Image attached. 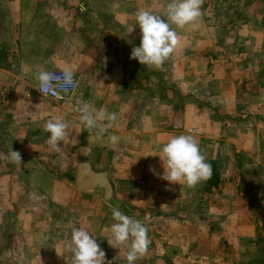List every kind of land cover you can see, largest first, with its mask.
Wrapping results in <instances>:
<instances>
[{"label":"crops","instance_id":"0c3cea01","mask_svg":"<svg viewBox=\"0 0 264 264\" xmlns=\"http://www.w3.org/2000/svg\"><path fill=\"white\" fill-rule=\"evenodd\" d=\"M108 1L106 11L129 13L124 23L102 22V0H0V264L119 259L128 219L146 220L141 246L133 235L125 246L141 249L140 264H264V73L244 63L255 54L233 52L220 80L203 67L217 56L189 53L186 66L159 30L131 33L133 14L165 12V0ZM62 71L78 81L68 98L40 95ZM83 162L106 173L109 200L76 190ZM6 189L20 195L10 201ZM76 224L80 237L91 232L89 251L66 242Z\"/></svg>","mask_w":264,"mask_h":264},{"label":"rangeland","instance_id":"374dc122","mask_svg":"<svg viewBox=\"0 0 264 264\" xmlns=\"http://www.w3.org/2000/svg\"><path fill=\"white\" fill-rule=\"evenodd\" d=\"M122 1L123 0H117V4H120ZM109 2L110 1L108 0H102L103 7L100 8L102 10H105L102 11L101 14L102 22H110L111 20H115L117 17L118 19H121V21H123L124 23V17L121 16L128 15L129 13H112L106 11L108 10V7L105 6L106 3ZM165 5V12L154 11L150 13L133 14L132 20L134 19L135 21L136 29L134 31H131V33H141L145 30H148L150 31L151 36H156L157 30H159V35L166 38V51H175L176 53L181 51L183 59L182 64H186V66L189 62L185 61V59H188L189 53L195 54V56L197 57L200 54L204 53H208V55L213 54V56H217L214 59L209 58L210 61L207 58L209 62L207 60L206 62H203V67L205 66V63L207 66H212L217 74L216 78L218 77L220 80L221 76L218 72L221 70L222 66L224 68L228 67L227 69L231 67L232 69L235 68L237 65V60L231 58L233 57L231 56V54H233V52L242 51L243 49H246L247 57L251 54H255L256 56V59L254 57H252L251 59L250 57L246 58L244 63L246 65L257 64V66L260 67V72L264 73V0H165ZM195 6H197L198 8H195ZM86 19L94 20L95 17H93L92 15L88 17L87 14ZM99 19V17H96V21H98ZM203 20H207L209 21V23L206 24L203 22ZM140 24L145 25H143L142 27H137V25ZM258 24H262L261 28L258 27ZM236 26H238V30ZM157 27H159V29H157ZM128 34L129 33H126V35ZM255 40L258 42L260 40V44L258 43V45H254L253 43L255 42ZM228 54H230L229 59H227L226 57V55ZM245 78L246 84H253L256 81V78L253 74L246 75ZM261 78L262 80H264V74H262ZM26 81L29 85H35V80H33L32 78H27ZM202 109L204 111V114L202 115L205 116L206 111L204 108ZM232 111V113L236 115L237 110L236 112L234 111V109ZM217 114L219 116L222 115L221 113ZM70 174L71 176H73V172H70ZM56 175L58 176L60 174L56 173ZM70 185L71 188L74 187L73 178L70 181ZM16 191L17 190L6 189V193L4 196L9 197V200L12 201V197H18L20 195ZM39 196L34 198L37 201H40L41 199ZM42 200L44 201L45 199L42 198ZM35 205H38L35 206V208L37 209H39L41 206V209H44V211L48 210L47 214L54 212L58 213L59 216L60 213L64 215L68 214L67 212L76 214V212L78 211L66 209L64 210V212H60L56 210V208L49 210L45 204H42L43 206H39V204ZM71 219L76 220L73 218ZM145 221V219H128L124 222V224L127 226V228H124V230L127 231L129 234H131L132 232L130 236L133 235V242L136 245L141 246V242L144 240L143 237H146L147 235L145 232H143H147V227L144 226ZM170 223L171 222H162L161 225L166 226ZM53 224L55 226H61L60 220L54 221ZM72 226H76V228H72L69 240H66V242L72 244L73 246L78 244H80V246L83 245L86 250L88 249L89 251L91 248L90 245H94V243L92 242L93 240L89 235L91 234V232L88 231L89 229H86L85 231L84 228V233L81 234L82 236L80 237L78 235L80 230L77 232V226L79 225L76 224ZM8 227L9 226H7V228ZM64 230L65 232H69L67 228H65ZM3 232L8 235L7 229ZM142 232L144 236H142ZM129 237L127 236L126 238L124 234H121V236L118 235L117 237L118 240L116 241L119 243V245H122V248L124 247V250L121 254L119 252L118 254H112V256H121V258H119L120 260L118 258L116 260H113L114 258L111 257L110 253L101 254L100 252L94 251H90L84 254L82 252H77L78 254L72 253L70 254V256L73 257L75 255H79L81 257H75L77 258L76 261L78 262L74 264H82L83 262L84 264H86V262L90 264H103L105 262H111V264H128V261L126 262V259L130 260V258H134L133 260L137 258L135 260V264H140L142 263L144 254L140 251L141 249L139 250L138 246V249L137 247H133L134 251H131V248H128L127 251V248L125 246L127 245L129 247L128 243L132 241L129 239ZM4 238L8 241L12 240V238L9 236H4ZM110 238L111 240L109 242L108 237L104 238L105 240H107V245L111 244V241H113V238ZM10 255L12 256L13 254ZM13 258L14 255L12 257L7 256L6 261H11L13 260Z\"/></svg>","mask_w":264,"mask_h":264},{"label":"built area","instance_id":"2783aa9c","mask_svg":"<svg viewBox=\"0 0 264 264\" xmlns=\"http://www.w3.org/2000/svg\"><path fill=\"white\" fill-rule=\"evenodd\" d=\"M78 85L76 77L70 72H54L46 76L38 86V93L54 100H66L69 93Z\"/></svg>","mask_w":264,"mask_h":264},{"label":"water","instance_id":"95a60500","mask_svg":"<svg viewBox=\"0 0 264 264\" xmlns=\"http://www.w3.org/2000/svg\"><path fill=\"white\" fill-rule=\"evenodd\" d=\"M75 188L79 191L100 189L103 191L105 200H109L112 191L106 173L94 172L86 162L77 166Z\"/></svg>","mask_w":264,"mask_h":264}]
</instances>
